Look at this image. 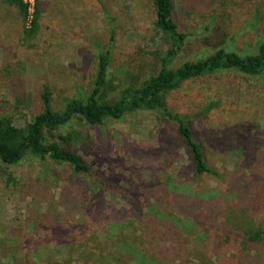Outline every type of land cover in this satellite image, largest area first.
Instances as JSON below:
<instances>
[{
    "label": "rangeland",
    "instance_id": "obj_1",
    "mask_svg": "<svg viewBox=\"0 0 264 264\" xmlns=\"http://www.w3.org/2000/svg\"><path fill=\"white\" fill-rule=\"evenodd\" d=\"M174 6L173 18L188 36L172 67L220 46L254 52L264 41V0H174ZM38 7L36 30L28 33L25 16L0 0V114L18 125L41 110L44 86L55 109L88 94L102 51L109 52L102 96L110 100L153 73L170 46L154 24L153 0H39ZM166 98L188 115L211 164L235 181L264 168V73L207 74ZM70 128L81 137L74 148L125 191L106 190L107 208L88 209L73 190L65 193L66 174L52 171L61 165L29 156L15 165L0 161V264H264L263 249L221 228L223 215L215 221L206 215L236 200L239 187L193 179L163 110L141 108Z\"/></svg>",
    "mask_w": 264,
    "mask_h": 264
},
{
    "label": "trees",
    "instance_id": "obj_2",
    "mask_svg": "<svg viewBox=\"0 0 264 264\" xmlns=\"http://www.w3.org/2000/svg\"><path fill=\"white\" fill-rule=\"evenodd\" d=\"M2 1L15 5L25 16L26 9L21 0ZM38 3L39 0L31 27L25 29L28 33L36 30ZM153 3L156 15L154 24L170 42L155 71L138 84L124 86L117 97L104 99L102 89L106 85L109 52L102 51L97 57L92 87L85 96L71 97L61 109H55L51 103V90L44 86L40 94L41 110L24 125L15 124L9 116L0 114V161L15 165L27 156L42 162L51 160L62 166V169L52 171L66 174L63 177L67 183L65 193L73 190L74 196L80 198V206L103 211L107 208L103 202L104 191L125 189L113 176L95 170L86 157L74 148L73 144L81 138L80 133L76 128L67 127L78 121L100 125L107 118L120 119L126 112L141 108L161 109L166 119L175 124V131L189 159L193 179L200 184L204 176H210L218 184L225 183V188L229 190L232 183L239 187V197L225 208L215 206L217 212L215 209L207 211L208 218L215 221L219 214L223 215L222 229L235 231L248 245L264 250V168L252 167L247 176L235 181L232 173L211 164L189 123L188 115L173 110L172 101L170 107L166 98L168 92L177 89L184 81L219 71L234 70L251 77L261 75L264 73V41L257 45L254 52L239 53L220 46L206 56L185 60L172 67L170 59L183 49L188 34L179 30L173 18L174 0H153ZM74 183L77 184L72 186ZM116 210L120 212L122 209ZM84 211L81 209V212Z\"/></svg>",
    "mask_w": 264,
    "mask_h": 264
},
{
    "label": "built area",
    "instance_id": "obj_3",
    "mask_svg": "<svg viewBox=\"0 0 264 264\" xmlns=\"http://www.w3.org/2000/svg\"><path fill=\"white\" fill-rule=\"evenodd\" d=\"M25 5V23L30 26L36 12L37 0H21Z\"/></svg>",
    "mask_w": 264,
    "mask_h": 264
}]
</instances>
